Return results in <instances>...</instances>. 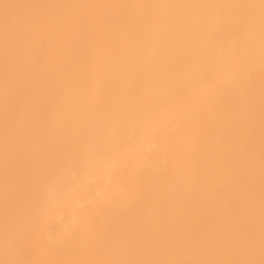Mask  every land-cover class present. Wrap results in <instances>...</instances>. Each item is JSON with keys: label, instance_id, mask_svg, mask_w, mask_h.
I'll list each match as a JSON object with an SVG mask.
<instances>
[{"label": "bare ground", "instance_id": "6f19581e", "mask_svg": "<svg viewBox=\"0 0 264 264\" xmlns=\"http://www.w3.org/2000/svg\"><path fill=\"white\" fill-rule=\"evenodd\" d=\"M260 0H0V258L4 256V17L108 20L73 50L40 144L52 190L13 258L45 262L260 259ZM52 4H255V8H38ZM170 21L154 28L130 20ZM52 61L58 62L54 49ZM252 127L246 129L248 121ZM239 141L240 198L215 212L222 165ZM249 145L251 152L248 151ZM73 156L56 166L58 156ZM73 176L76 177L73 180ZM63 183L65 187L57 188ZM26 195L13 177V229ZM249 205L251 214L249 215ZM239 227L234 232L236 221Z\"/></svg>", "mask_w": 264, "mask_h": 264}, {"label": "snow or ice", "instance_id": "6c2138e0", "mask_svg": "<svg viewBox=\"0 0 264 264\" xmlns=\"http://www.w3.org/2000/svg\"><path fill=\"white\" fill-rule=\"evenodd\" d=\"M4 9L21 7L3 4ZM38 8H255V4H52L28 5ZM261 48L264 53V0H260ZM170 21L160 18L130 20L132 26L141 25L154 28ZM108 20H96L87 17L32 18L21 22L20 29L14 35L9 28V18L4 17L3 56V164L5 188V228L4 256L0 264H45L36 260L13 258L16 242L25 247L38 250L43 241L36 238L25 226L34 215L46 210L54 214L55 206L49 203L52 190L49 163L42 160L40 144L44 139V130L52 115L56 83L63 78L64 66L78 50H73L70 37L87 36L98 26L108 24ZM58 53V62L53 64L52 52ZM252 127L248 121L246 129ZM248 151L251 152L249 145ZM241 148L239 141L227 150V158L222 165L225 188L217 197L215 212L223 213L226 207L239 199L244 191L240 184L239 170ZM54 163L60 167L65 164L71 169L73 156H58ZM13 177L18 178L26 195L24 224L13 229L10 218L9 195ZM76 177L73 176V180ZM57 188L65 187L63 183ZM251 205H249V215ZM239 227L236 221L234 232ZM55 264V262H48ZM73 264V262H64ZM74 264H264V78L261 83V119H260V259H214V260H98L74 262Z\"/></svg>", "mask_w": 264, "mask_h": 264}]
</instances>
